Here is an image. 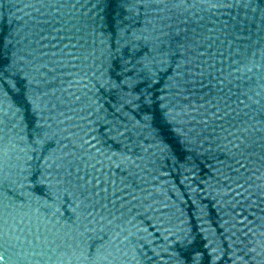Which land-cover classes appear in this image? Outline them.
<instances>
[{
  "label": "water",
  "instance_id": "water-1",
  "mask_svg": "<svg viewBox=\"0 0 264 264\" xmlns=\"http://www.w3.org/2000/svg\"><path fill=\"white\" fill-rule=\"evenodd\" d=\"M0 264H264V0H0Z\"/></svg>",
  "mask_w": 264,
  "mask_h": 264
}]
</instances>
